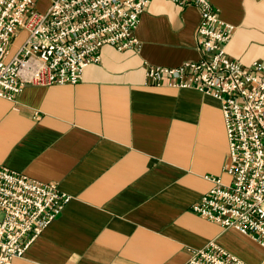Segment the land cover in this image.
Wrapping results in <instances>:
<instances>
[{"label":"crops","instance_id":"0c3cea01","mask_svg":"<svg viewBox=\"0 0 264 264\" xmlns=\"http://www.w3.org/2000/svg\"><path fill=\"white\" fill-rule=\"evenodd\" d=\"M234 25L228 57L264 60V0H209ZM199 10L150 0L137 49H100L76 83L25 85L0 97V165L71 199L10 264H183L188 247L215 242L247 264L264 247L191 208L228 159L220 102L189 88L146 83L148 64L197 60ZM19 30L8 57L24 39Z\"/></svg>","mask_w":264,"mask_h":264},{"label":"built area","instance_id":"2783aa9c","mask_svg":"<svg viewBox=\"0 0 264 264\" xmlns=\"http://www.w3.org/2000/svg\"><path fill=\"white\" fill-rule=\"evenodd\" d=\"M0 0V97L12 100L27 85L76 83L100 49H137L139 16L150 0ZM195 5L197 60L174 67L148 64L146 83L194 89L220 102L228 159L211 186L191 205L198 215L232 227L264 247V60L248 65L228 57L234 25L219 17L209 0H168ZM24 39L9 57L19 30ZM71 199L56 183H43L0 165V264L23 257L31 241ZM183 264H247L213 241L188 247Z\"/></svg>","mask_w":264,"mask_h":264},{"label":"rangeland","instance_id":"374dc122","mask_svg":"<svg viewBox=\"0 0 264 264\" xmlns=\"http://www.w3.org/2000/svg\"><path fill=\"white\" fill-rule=\"evenodd\" d=\"M50 1L51 0H37L35 5H34V9L39 11V12H43V11H45V9L50 4Z\"/></svg>","mask_w":264,"mask_h":264}]
</instances>
